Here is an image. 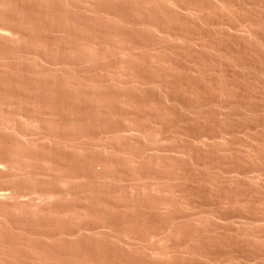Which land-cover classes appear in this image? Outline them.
Wrapping results in <instances>:
<instances>
[{"label":"rangeland","instance_id":"rangeland-1","mask_svg":"<svg viewBox=\"0 0 264 264\" xmlns=\"http://www.w3.org/2000/svg\"><path fill=\"white\" fill-rule=\"evenodd\" d=\"M0 264H264V0H0Z\"/></svg>","mask_w":264,"mask_h":264}]
</instances>
